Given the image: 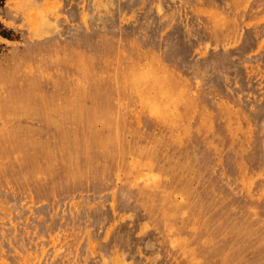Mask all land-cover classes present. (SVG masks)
Masks as SVG:
<instances>
[{"label":"rangeland","instance_id":"374dc122","mask_svg":"<svg viewBox=\"0 0 264 264\" xmlns=\"http://www.w3.org/2000/svg\"><path fill=\"white\" fill-rule=\"evenodd\" d=\"M0 264H264V0H0Z\"/></svg>","mask_w":264,"mask_h":264},{"label":"bare ground","instance_id":"6f19581e","mask_svg":"<svg viewBox=\"0 0 264 264\" xmlns=\"http://www.w3.org/2000/svg\"><path fill=\"white\" fill-rule=\"evenodd\" d=\"M64 62V61H63ZM28 67V66H27ZM30 67V66H29ZM39 67V66H38ZM24 69V68H23ZM29 69V68H28ZM27 70V69H26ZM76 70V69H75ZM87 71V70H86ZM88 73V72H87ZM45 75V74H44ZM137 76V75H136ZM27 77V76H26ZM163 82V81H162ZM156 90V89H155ZM180 101V100H179ZM203 122V121H202Z\"/></svg>","mask_w":264,"mask_h":264}]
</instances>
